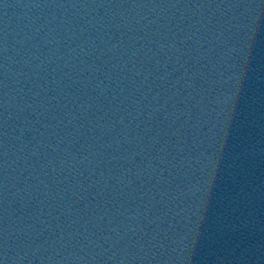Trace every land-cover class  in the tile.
Segmentation results:
<instances>
[{
    "label": "water",
    "instance_id": "obj_1",
    "mask_svg": "<svg viewBox=\"0 0 264 264\" xmlns=\"http://www.w3.org/2000/svg\"><path fill=\"white\" fill-rule=\"evenodd\" d=\"M0 264H264V0H0Z\"/></svg>",
    "mask_w": 264,
    "mask_h": 264
}]
</instances>
